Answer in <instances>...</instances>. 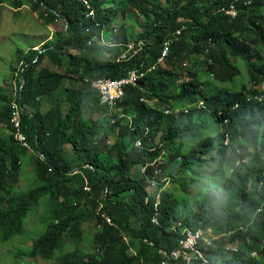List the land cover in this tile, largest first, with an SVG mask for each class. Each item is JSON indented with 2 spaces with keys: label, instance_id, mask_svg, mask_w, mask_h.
<instances>
[{
  "label": "trees",
  "instance_id": "obj_1",
  "mask_svg": "<svg viewBox=\"0 0 264 264\" xmlns=\"http://www.w3.org/2000/svg\"><path fill=\"white\" fill-rule=\"evenodd\" d=\"M88 1L96 10L95 20L85 17V5L78 0H0V9L4 4L14 9L25 4L35 11L42 8V20L47 24L58 19L68 21L67 29L52 42L44 43L40 50H18L17 63L23 64L16 101L24 110L22 127L31 149L14 140L9 124L13 100L0 95V122L7 124L5 130L0 129V242L10 243L22 236L30 211L51 195V212L44 220L46 231L23 253L34 260L52 263L64 243L83 238L85 225L94 221L102 228L97 237V252L66 254L58 264H158L163 259L159 252L169 255L178 248L184 228L192 232L212 229L216 236H223L213 248L198 246L209 262L264 264V101L255 99L264 94L260 89L264 83V62L261 56L254 57L247 36L255 33L264 47V0H209L202 5L200 0H128L127 5L149 23L152 20L154 26H146L141 35L133 38L146 40L148 46L125 62H118L127 50L124 45L116 49L113 57H104L105 47L96 42L112 19L102 7L104 0ZM230 3H236L239 10L235 18L218 12ZM178 29H182L181 35L174 40L165 65H158L141 80V88L131 86L128 97L113 111L116 123L110 116L105 117V122H90L79 115L83 108L99 105L100 95L86 83L84 93L75 97L71 80L121 79L130 70L151 67L158 61L163 43ZM108 34L105 32L106 38ZM128 42L124 37L117 44ZM95 53L101 55L94 57ZM201 53L206 57V82L197 61ZM185 55L192 63L183 74L174 68ZM232 57L244 61L250 89L242 86L239 90H217L213 81L215 69L219 80L236 84L239 67ZM23 79L25 84L21 87ZM143 98L158 99L160 107L153 108ZM45 99L52 106L43 113L41 102ZM68 101L63 113L61 104ZM197 101H203L205 107L191 106ZM185 106H191L188 113H164L165 109ZM123 114L134 116L133 127L127 118H120ZM202 115H206V120ZM213 123L221 128L216 141L205 139L193 149L191 158L184 160L176 152L177 144L185 137L199 140ZM112 133H116L121 144L115 158L111 156L112 142H107ZM160 133L163 134L157 144ZM141 138L146 147L155 146L156 150L138 148L136 142ZM69 149L83 162H70ZM211 150L218 154V168L226 162L228 170L233 169L230 187L209 189L190 212L174 216L176 208L167 199L166 180L172 184L195 164L206 163L203 158ZM235 150L238 155L227 158ZM30 152L40 185L19 193L12 190L10 183L19 182L22 157ZM159 157L163 160L159 165L161 172L157 174L155 166L147 172L163 190L159 225H153L157 197L148 191L147 178L135 177L133 173ZM120 231L131 235L138 246L127 247ZM131 247L136 256L129 254ZM228 247L234 250L227 251Z\"/></svg>",
  "mask_w": 264,
  "mask_h": 264
},
{
  "label": "rangeland",
  "instance_id": "obj_2",
  "mask_svg": "<svg viewBox=\"0 0 264 264\" xmlns=\"http://www.w3.org/2000/svg\"><path fill=\"white\" fill-rule=\"evenodd\" d=\"M127 1L128 0H104V4L102 7L104 10L109 11L108 16L112 19V21H114L113 26L110 25L109 27L105 25V32L109 33V37L105 39V37H101L100 35V37L97 38L98 40L96 42L100 47H105V49L102 50L105 58L108 57L109 54L111 55V57L116 54V49H120V47H117L115 44H117L119 41H122V38L125 37L127 38V41H132L133 38H135L145 30L146 26H154L152 20L149 23L145 16L140 15L139 13L135 12L133 8H130V6L127 5ZM207 1L209 0H200V5ZM162 6H164L163 2ZM32 11L33 10L31 8V12ZM33 16L32 22L35 28H33L32 31L34 35L29 37L16 35L10 36L7 39L0 38V95H5L8 99L15 101L18 99L19 83L21 79V66H18L16 71L13 70V67H16L18 65V50H23V53L29 52L33 44H39L43 41V39H46V37L44 36L46 31L49 34V27H47L44 23L40 24L42 17L45 16L44 10L42 8L39 9L37 12V16ZM9 17L10 13L7 12L5 14V17L3 18V21H5L6 18L9 19ZM2 22L0 21V26ZM36 22H38V24ZM184 22L187 23V25L190 24L187 21ZM58 26L60 28V31L66 29V25L63 19L59 21ZM247 36L254 57L259 58L261 56V61L264 62V47L262 48L260 41L256 39L257 35L255 33H248ZM252 40H257L258 42L253 43ZM100 55L101 54L99 53H95V56H93L99 57ZM183 57V59L175 63L174 69L185 74L187 69L191 66L192 61L191 59H189L188 55H185ZM197 61L200 64V68L204 72L203 77L204 81L206 82L208 79V74L205 71L207 64L205 62L206 57L203 53L199 54ZM232 61L239 67V76L236 79V84L233 85L229 81L225 82L219 80L217 77L218 70L215 69V77L213 81L217 85V90L222 87H227L230 90H239L242 86L250 89L251 83L248 79L247 69L244 61L242 62L240 59L235 57H232ZM168 68L171 67L168 66ZM86 85L87 84L85 80L83 81L79 78L74 79L71 87H74L75 97H78L84 93ZM260 87L264 90V83ZM41 103L45 106L44 111H48L47 104L49 107L52 106L50 104V100L47 99L43 100V102ZM151 103L153 104L154 101H151ZM1 106L2 104L0 102V107ZM28 106L29 105H26V107ZM68 106L69 101L67 103L61 104L63 113L66 112ZM157 107H160L159 104ZM109 113L110 111L108 109H103L99 105H97L95 108H83L79 115L86 118L90 122L102 120L105 122V117L107 118L110 116ZM202 117L204 120H206V115H202ZM196 121L198 123L201 122V120L198 118L196 119ZM207 127L208 130L206 134L201 136L199 140H192L189 137H185L183 142L177 144L176 152H178L184 160L191 158L193 149L199 147L200 144H202L201 142L205 139L209 138L216 141L215 138L219 134L218 130H221V128L216 127L214 123L213 125H209ZM182 128L185 129L186 126H182ZM160 134L162 135L163 133ZM109 141L112 142L111 156L112 158H115L121 146L120 141L117 139L116 133H112L108 136L107 142L109 143ZM118 141L119 144L116 147ZM67 154V159L70 162H72L74 159L76 160L77 165L83 162L81 158L74 156L75 151L73 149H69ZM237 155L238 153L236 150L231 151L227 158L229 156ZM33 157L34 155L31 152L27 156L25 155L22 157L19 182L17 181L14 185H11L12 183H10V186H13L12 190L19 193L27 192L28 190L40 185L39 178L36 174V171L34 170V164L31 161ZM217 157L218 154L216 150L208 151L207 156L203 158L204 162L206 163L195 164L189 169L190 172L188 174H184L177 179L175 178L172 184L167 185L166 189L169 190L167 199L168 201L170 200V204L176 208L174 210V216H184L188 211L190 212L193 209L194 204L199 203L202 200L203 195L209 189H213L215 187H218L220 189L224 187L225 189H228L230 187L233 181L231 175L233 169L228 170L227 166L229 165L226 162V164L224 163L221 168H218ZM141 173V167H137L133 175H135V177H139V175H143ZM258 189L259 185L257 186V190ZM50 212L51 195H48L40 201V205L37 208L30 211L29 215L26 218L25 232L22 236L16 237L10 243L0 242V264H58L59 260L66 254L76 253L81 255L82 253H84L86 255H92L97 252V237L100 234V230L102 228L98 227L94 221H90L85 225V234L83 238H80L76 241L68 240V242L64 243L63 250L58 252L56 259L52 263L45 262L41 259L34 260L26 255H23V253L29 251L33 247L34 242L45 233L47 225L44 223V220L48 217ZM119 235H121L123 239L128 240L129 245H127L125 241L124 244L127 247H130L132 236L123 234L121 231ZM132 245L138 246V242L134 240L132 241Z\"/></svg>",
  "mask_w": 264,
  "mask_h": 264
},
{
  "label": "built area",
  "instance_id": "obj_3",
  "mask_svg": "<svg viewBox=\"0 0 264 264\" xmlns=\"http://www.w3.org/2000/svg\"><path fill=\"white\" fill-rule=\"evenodd\" d=\"M83 2L86 8L85 17L87 19L95 20L96 10L93 7L92 3L88 0H78ZM248 3V2H245ZM219 13H224L226 16L235 18L238 16L239 10L236 6V3H230L227 6H223L218 9ZM99 26V23L96 24ZM182 29H178L173 32L171 36L163 43L161 54L155 66L149 67L146 69H133L130 70L128 75L121 79H113V78H100V79H85V82L91 87L92 90H95L100 95V105L104 108L110 110V113H113L114 109H116L126 98H127V89L131 86L138 87L140 85V81L146 77V75L156 68L157 65H165L166 58L168 57L170 48L172 47L174 40L178 39L181 35ZM124 46L127 47V50L120 56L119 62L121 61H130L132 57L138 55L148 46V42L146 40H133L129 43H126ZM211 62V60H210ZM144 67V65H142ZM261 90H263L260 87ZM255 99L259 102L264 101V94H260L255 96ZM145 101V99H142ZM191 106L196 107L197 109H202L205 107L203 101H197ZM191 106H185L183 108L176 109H167L165 110L166 115L177 116L181 111L184 113H188L189 108ZM22 106L15 100L11 103V119L10 126L12 128L14 140L19 143L22 147L26 149H31V145L28 141L27 135L23 131L22 127V115H23ZM113 118V117H112ZM113 123H116L117 120L115 118L112 119ZM7 124L0 122V129H6ZM224 131V130H223ZM111 143V141H109ZM228 143V137L226 135V142ZM137 147L140 149H145V144L143 140H138L136 143ZM149 151H154L156 149H148ZM163 163L161 157L156 159L151 165L141 166L142 174L147 178L149 183L148 191L157 197L156 204L154 206L155 214L152 218L153 225H159V202L162 196V189L159 190L158 182L155 178H151L147 175L148 169L150 166L156 167V173L159 174L161 169H159V165ZM88 167H92L89 166ZM170 184L169 181L166 180V186ZM87 189H89L87 187ZM149 198L147 199V202ZM261 210H259L260 212ZM110 222V221H109ZM180 227V224L177 225ZM181 239L178 241V248L170 252L169 255H166L164 252H159L163 259L158 264H214L209 262L208 259L201 252L199 245L205 246V248H213L215 242L219 241L222 237L216 236L212 229L206 230H198L195 232L190 231L189 229H182L180 233ZM227 251L234 250L233 247L226 248ZM252 257L256 258L257 255L253 254ZM141 264H157V263H143Z\"/></svg>",
  "mask_w": 264,
  "mask_h": 264
},
{
  "label": "crops",
  "instance_id": "obj_4",
  "mask_svg": "<svg viewBox=\"0 0 264 264\" xmlns=\"http://www.w3.org/2000/svg\"><path fill=\"white\" fill-rule=\"evenodd\" d=\"M31 5L30 4H25V5H23V6H21L20 8H18V9H14V8H12L11 6H9L8 4H4L2 7H1V9H0V15H1V18H0V21L2 22L3 21V18L5 17V14L7 13V12H9L10 13V17H9V19H7L6 18V20L5 21H3L2 23H1V26H0V38H5V39H7V38H9L10 36H16V35H20V36H26V37H29V36H32V35H34L33 34V28H35V26H34V24H33V22H32V16L33 15H35V16H37V12L38 11H35V10H33L32 12H31ZM17 12V14L15 15V13ZM34 17V16H33ZM62 19H58V20H56V21H54V22H52L51 24H47V23H45L43 20H41L40 21V24L41 23H44L47 27H49V34L47 33V31L45 32V37H46V39H43V41L41 42V43H39V44H33L32 46H31V49H34V50H37V49H39L40 50V47L42 48V45H44V43H46V42H52L55 38H56V35L59 33V32H61L60 31V28H59V26H58V23H59V21H61ZM39 22V21H38ZM38 22H36L37 24H38ZM64 22H65V20H64ZM36 24V25H37ZM65 25H66V23H65ZM111 25L113 26L114 25V21H112V23H111ZM5 28H6V30H5ZM56 29V30H55ZM63 31V30H62ZM145 31V30H144ZM143 31V32H144ZM142 32V33H143ZM141 33V34H142ZM141 34H139V35H141ZM138 36V35H137ZM101 37H105V39H107L106 38V35H105V31H102L101 32ZM103 39V38H102ZM133 40H135V39H133ZM132 40V41H133ZM139 40V39H138ZM130 42V41H129ZM128 42V43H129ZM105 44V43H104ZM126 44V43H125ZM125 44H123V43H121V44H115L117 47H120L121 45H125ZM30 49V50H31ZM29 50V51H30ZM21 52H23V50H20ZM122 56V55H121ZM44 62H46V60L44 61ZM157 63V62H156ZM156 63L155 64H153V65H149V66H151V67H153V66H155L156 65ZM23 64V62H18V65L16 66V67H13V70L14 71H16L17 70V67L18 66H21ZM51 65V64H50ZM158 66V65H157ZM156 66V67H157ZM149 68V67H148ZM50 69L51 70H53V71H58L57 69H53V67L52 66H50ZM156 69V68H155ZM154 70V69H153ZM152 70V71H153ZM151 71V72H152ZM60 72H61V69H60ZM150 73V72H149ZM148 73V74H149ZM15 74H17V73H15ZM147 74V75H148ZM147 75H146V77H147ZM143 80V79H142ZM74 82V80H71V82H70V87H71V84ZM142 86L141 85H139L138 87H131V88H141ZM71 88H73L74 89V87H71ZM131 88H129V89H127V92H129V90L131 89ZM127 97H128V94H127ZM143 99H145V101H143V102H146L147 104H149L150 106H152L153 108H157V106H158V104H159V100L158 99H153V100H149L148 98H143ZM151 101H154V103L152 104L151 103ZM156 104V105H155ZM99 106L101 107V108H103V109H107V108H104V107H102L101 105H100V103H99ZM47 108L49 109L50 107L48 106V104H47ZM27 109L28 110H31V107H27ZM44 109H45V106L44 105H42V108H41V111L44 113V112H46V111H44ZM47 109V110H48ZM109 110V109H108ZM115 110V109H114ZM165 110H167V109H165ZM165 110H164V113H165ZM33 111V110H32ZM110 111V110H109ZM113 114L114 113H110V117H114L113 116ZM166 115V114H165ZM169 116V115H168ZM121 119L122 118H127L128 119V123L131 125V127H133V125H134V116L131 114V115H125V114H123V115H121V117H120ZM116 119V118H115ZM117 120V119H116ZM161 134H159L158 136H157V139L158 140H156L157 141V144L159 143L158 141H160V139H161ZM28 138V137H27ZM138 140H143L142 138L141 139H138ZM137 140V141H138ZM144 141V140H143ZM137 143V142H136ZM144 144H145V141H144ZM137 146V145H136ZM149 146V145H148ZM145 147V149H156V147L155 146H149V148L148 147H146V145L144 146ZM144 149V150H145ZM92 168V167H91ZM137 169V168H136ZM136 169H135V171H136ZM106 219L108 220V221H110V223H112V220H111V218H109V217H106ZM124 241L126 242V244L127 245H129V242H128V240H126V239H124ZM132 238H131V245H132ZM130 253L129 254H131V255H133V256H136V252L134 251V249L131 247L130 248V251H129ZM143 263H145L144 261H142ZM151 263H153V262H151Z\"/></svg>",
  "mask_w": 264,
  "mask_h": 264
},
{
  "label": "water",
  "instance_id": "obj_5",
  "mask_svg": "<svg viewBox=\"0 0 264 264\" xmlns=\"http://www.w3.org/2000/svg\"><path fill=\"white\" fill-rule=\"evenodd\" d=\"M65 23H66V25H68V21L66 19H65ZM66 29H67V26H66ZM24 84H25V80L23 79L21 87H23Z\"/></svg>",
  "mask_w": 264,
  "mask_h": 264
}]
</instances>
